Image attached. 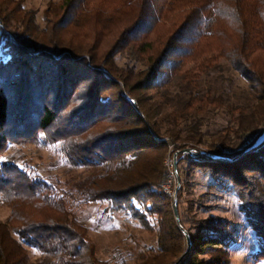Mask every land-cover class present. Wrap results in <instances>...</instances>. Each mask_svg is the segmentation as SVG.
<instances>
[{
    "label": "trees",
    "instance_id": "16d2710c",
    "mask_svg": "<svg viewBox=\"0 0 264 264\" xmlns=\"http://www.w3.org/2000/svg\"><path fill=\"white\" fill-rule=\"evenodd\" d=\"M43 21L22 0H0V204L10 210L0 264H113L74 210L95 203L155 234L136 264H175L185 253L176 215L191 241L178 264H231L238 224L180 207L199 174L207 191L237 202L256 243L250 258L264 264V142L243 152L264 131V0H62ZM220 59L245 82L243 99L192 88L194 72ZM171 88L177 107L162 113ZM27 145L55 147L67 178L9 152ZM170 145L179 152L175 197L165 188Z\"/></svg>",
    "mask_w": 264,
    "mask_h": 264
},
{
    "label": "rangeland",
    "instance_id": "374dc122",
    "mask_svg": "<svg viewBox=\"0 0 264 264\" xmlns=\"http://www.w3.org/2000/svg\"><path fill=\"white\" fill-rule=\"evenodd\" d=\"M22 1L23 7L26 10L33 11L37 24L43 27V13L45 10L51 5L59 4L62 0ZM115 61L119 66L124 64V58L122 55H117ZM215 63H217V69L206 68L203 74H200L199 71L194 72V74L198 77H195V80L191 83L192 88L197 91L200 89L203 91L209 90L211 92L231 91L235 92L239 99H243V96L247 94L245 82L239 76L232 74L228 67V63H226L224 59H220ZM228 78L231 79V85L228 84ZM181 86L184 87L186 85L183 83ZM177 90H175V88H171L169 98L166 99V101L164 100L162 102L163 107H160V111H162V113L169 112L177 107L178 97H176L175 93ZM129 100L134 103L133 98H129ZM210 119V124L213 123L216 126H221V121L213 119L212 116ZM163 125L166 127L170 126V124L165 122ZM210 128L214 129L215 127L210 126ZM254 135L255 134H251L248 136L247 140H252ZM172 151L173 146L170 145L169 152L163 160V165L168 174V180L165 188L172 193L173 197H175L174 194L176 195V189H179L180 183L174 169V154L176 152L172 153ZM9 152L16 153V155L21 156L22 159L30 162L32 165L37 164L43 166L44 168L47 167L52 173H57L67 178L66 172L62 173L63 169L54 166L59 157L58 153H56L55 147L48 146L47 148L40 149L32 145H27L12 148ZM177 156L176 168L178 161ZM185 165L186 164L184 163H179L182 170L186 169ZM80 172V170H76L70 173V175H75ZM185 178L186 177L182 174V179ZM187 191L192 195L183 199L182 205L180 206L182 207V211H184L185 215L188 210L187 204L189 203L188 205L190 206L193 204L194 208L192 213L197 216V218L207 219L210 216H214L227 219L231 221L232 225H234V223L238 224L239 232H241V240L240 242H237V248L231 250V264H262L255 262L252 258H250L249 253L256 248L255 239L252 234L245 229L241 213L238 212L237 209V202L231 196L223 198L219 194L220 191H207L204 179H202L200 174L192 177ZM211 194L213 195L207 198ZM200 204H203L204 208L199 207ZM104 207L105 204L95 203L77 205L74 207V210L81 222L87 227L88 236L95 244L100 258L109 260L113 264H136L134 261L136 252L139 248L153 246L156 241L155 234L147 232L133 222H124L122 217L119 215L105 214ZM9 212L10 210L6 205L0 204V222L6 221ZM184 219L186 221L189 220L187 216H184ZM238 244L240 245L238 246ZM29 256L30 260L34 263L41 258V255L33 249L29 251Z\"/></svg>",
    "mask_w": 264,
    "mask_h": 264
},
{
    "label": "water",
    "instance_id": "95a60500",
    "mask_svg": "<svg viewBox=\"0 0 264 264\" xmlns=\"http://www.w3.org/2000/svg\"><path fill=\"white\" fill-rule=\"evenodd\" d=\"M264 142V131L263 133L257 137V139H255V141L252 143V145H250L247 149H245L243 152H246V151H249V150H252V149H255L256 147H258L260 144H262ZM180 152L184 153V154H189L191 155L192 157H201L202 155H205L207 157H210L211 159H218V160H223V161H230V160H233V159H236L237 157H234L233 159L229 158V157H226V156H222V155H216V154H211L209 152H205V151H202V150H195V149H192V148H185L183 150H181ZM178 152H176L174 154V169L176 171V156H177ZM178 186H179V183H178ZM177 186V187H178ZM177 190V189H176ZM175 196V194H174ZM173 207H174V212L175 214H177V209H176V200L174 199V204H173ZM176 221L178 223V227L179 229L181 230V232L183 233V235L185 236L186 238V242H187V248H186V251L185 253H183L179 259L176 261L175 264H178L179 261L184 257V255L190 250V247H191V241H190V238H189V235L187 233V231L179 224V218L177 217L176 215Z\"/></svg>",
    "mask_w": 264,
    "mask_h": 264
}]
</instances>
